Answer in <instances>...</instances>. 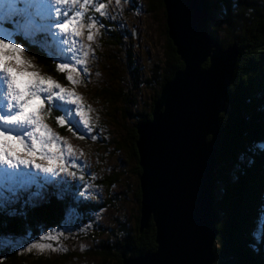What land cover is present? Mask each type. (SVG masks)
<instances>
[{
    "label": "rangeland",
    "instance_id": "obj_1",
    "mask_svg": "<svg viewBox=\"0 0 264 264\" xmlns=\"http://www.w3.org/2000/svg\"><path fill=\"white\" fill-rule=\"evenodd\" d=\"M47 1L19 0L17 7L26 9L22 17H17L19 27L3 23L6 13L0 7V36L5 35L2 31L7 29L8 33L14 32V39L17 36L39 37L41 47L48 52L55 50L62 63H68L69 68L75 67L77 71H63L65 80L58 81L53 76L44 74L35 59L21 45L24 49L22 53H7V63L18 71L34 72L74 92L79 97L80 110L84 113V119L91 132L76 115V105L65 104L64 107L69 111L60 114L71 119L70 126L76 135L69 131V125H60V131L57 130L47 121L45 112H42V122L58 137L54 152H49L47 146L42 147V152L60 159L53 164V172L50 173L33 168L31 164L15 167L0 164V206H14L17 201L22 202L24 195L29 196L28 201H39L47 189H60L73 194L80 209L86 208L68 209V220L64 221L65 225L56 236L44 234L41 236L43 239L39 238V242L34 243L38 247L30 245L19 248L18 258L8 259L7 251L11 247L9 244L5 247L6 244L2 243L8 241L0 239V260L1 264H99L101 258L97 257L96 251H99L103 242L119 248L118 243L126 235L124 229L134 226L133 215L138 207L134 200L138 184L136 162L128 157L127 151L122 147L116 149V144L111 142L117 136L115 130L122 136L123 128L137 123V115H134V118H123L119 105L111 107L99 93L101 88L110 86L112 89L118 87L132 90L137 106L130 108V111L136 114L148 110L153 89L145 80L150 78L154 63L160 64L163 59V21L160 13L155 15L151 11L147 12L145 0H92L88 4H84V0H76L75 3L69 2L62 6H42V3ZM255 1L257 5L264 7V0ZM31 2L34 7L53 8L51 19L47 15L40 16L37 9L31 7ZM101 3L105 5L103 15L96 11ZM57 7L62 9L61 17H65L61 22L69 24L67 34L52 23L53 20L59 19L56 16ZM233 7L237 8L234 5ZM89 24L93 26L89 28ZM113 26L121 36L122 60L113 55L121 48V44L115 49L110 43L111 36L107 29L112 31ZM210 28L215 30L214 35L209 33ZM208 33L214 38L221 37L214 20L208 22ZM89 35L92 36L91 41L88 39ZM65 40L68 43H65ZM17 55L24 61L23 64H16L14 57ZM78 60L81 63L78 64ZM130 65H133V68L129 67ZM69 75L73 77L72 82L67 80ZM3 91L6 94V85ZM0 111H7L6 102L0 101ZM109 111L115 113L120 120L119 125L115 126ZM122 120L127 125H124ZM81 135L83 139L79 138ZM92 136L96 139L93 140ZM25 143L29 146L27 150H30L31 140L26 139ZM17 154L22 155L19 152ZM35 163L42 167L48 164L44 157L36 158ZM216 170L236 172V167H230L224 160L221 165L216 166ZM216 186H213L212 192L217 201L220 186ZM253 229L259 237L264 236V227L261 224ZM46 241L55 246L49 248L41 243ZM215 242L216 240L213 246ZM22 254L32 256L25 258L27 256L22 257ZM38 255L47 256L50 263L48 260L33 262V258Z\"/></svg>",
    "mask_w": 264,
    "mask_h": 264
},
{
    "label": "trees",
    "instance_id": "obj_2",
    "mask_svg": "<svg viewBox=\"0 0 264 264\" xmlns=\"http://www.w3.org/2000/svg\"><path fill=\"white\" fill-rule=\"evenodd\" d=\"M145 1L147 12L161 14L159 16L163 21L165 39L163 59L160 64L154 63L150 70V78L145 80L153 89L149 108L136 114L130 111V108L137 106L132 90L118 87L112 89L110 86L101 88L99 93V96L106 98L111 107L119 105L123 118H134V115H137L136 122L151 118L154 102L163 84L170 80L177 70L183 68V63L167 36L162 0ZM210 2L208 22L214 20L221 36L215 38L223 49L232 45L238 49L235 73L229 85L225 110L220 114L221 141L216 154V166L221 165L225 160L230 167H236V172H220L215 166L212 176L213 186L216 184L220 186L217 201L212 192L218 230L213 246L214 264H264V236L259 237V234L252 230L260 224L264 227V7L257 5L255 0H239V2L210 0ZM107 30L110 32L111 45L117 49L121 44V48L113 55L122 60L121 36L114 26L112 31ZM214 32V29H209L211 35H214ZM16 40L26 48L44 74L64 82L65 73L59 70L60 61L54 57V54L46 52L36 40L35 43L30 38L21 36H17ZM207 65L208 61L204 63V66ZM129 67L133 68V65ZM109 114L115 126L119 125L120 120L115 113L109 111ZM45 115L47 121L60 131V125L56 123L60 111L50 110L45 112ZM122 123L127 125L123 120ZM135 125L123 128L122 136L115 130L117 136L111 141L116 144V149L122 147L127 151L128 157L136 162L135 173L138 184L134 192V200L138 207L136 214L133 215L135 223L132 228L124 229L126 235L118 243L120 246L129 244L131 256L153 251L156 248L153 221L150 220L142 231L139 228L141 169L138 165L135 144L137 139ZM242 155L245 157L242 158ZM67 191L72 192L71 189ZM28 197L24 195L22 202L17 201L14 206H0V239L8 241L2 243L6 244L5 247L7 244L11 247L7 251L8 259L18 258L17 250L22 248L21 245L33 247L44 234L50 237L56 236L65 225L64 221L68 220V209L86 208L80 209L76 205L74 195L67 192L47 189L44 197L39 201H28ZM41 243L49 248L55 246L47 241ZM117 249L118 247L103 242L99 251H96L97 257L101 258L99 264H108V262L122 264ZM23 256L28 258L32 255L22 254ZM47 260L50 263L48 257L44 255L33 258L35 263Z\"/></svg>",
    "mask_w": 264,
    "mask_h": 264
},
{
    "label": "water",
    "instance_id": "obj_3",
    "mask_svg": "<svg viewBox=\"0 0 264 264\" xmlns=\"http://www.w3.org/2000/svg\"><path fill=\"white\" fill-rule=\"evenodd\" d=\"M167 36L183 68L166 81L151 118L136 123L140 231L155 227L153 251L131 256L120 246L122 264H214L218 235L212 196L225 110L238 49H223L208 33L210 0H162ZM208 61V65L204 63Z\"/></svg>",
    "mask_w": 264,
    "mask_h": 264
},
{
    "label": "snow or ice",
    "instance_id": "obj_4",
    "mask_svg": "<svg viewBox=\"0 0 264 264\" xmlns=\"http://www.w3.org/2000/svg\"><path fill=\"white\" fill-rule=\"evenodd\" d=\"M50 2L53 5L62 6L69 2L75 3L76 0H50ZM91 2L92 0H84V4ZM18 3L19 0H0V7L6 13L2 20L3 23L6 22L15 27L20 26L17 17L21 16L26 9L18 8ZM84 4L81 5L82 8ZM104 8L105 5L101 3L96 11L103 15ZM61 11L62 9L57 7L56 16L59 19L53 20L52 23L61 32L67 34L69 24L61 22L65 19V17H61ZM92 26L89 24L88 27ZM2 32L6 34L0 36V101L6 102L7 111H0V164H7L9 167L31 164L33 168L42 172H53V164L60 158L43 153L42 147L47 146L49 152H54L55 141L58 137H55L42 122L41 113L50 110L63 113L69 111L64 107L65 104L76 105V115L81 118V123L89 132H91V128L84 119V113L80 110L79 97L74 92L49 79L40 77L34 72L18 71L9 66L7 53L20 54L24 49L20 46V42L13 38L14 32L8 33L7 29H3ZM73 34H76L75 30H73ZM88 39L91 41L92 36L89 35ZM65 43L68 41L65 40ZM14 59L17 65L24 63L19 55ZM77 63L79 64L81 61L78 60ZM58 68L60 71H77L75 67L69 68L68 63H62L58 65ZM67 80L72 82L73 77L69 75ZM5 85L6 94L3 91ZM42 94L44 95L42 96ZM45 104H47V108H45ZM56 123L61 126L69 125V131H73L70 126L71 119L68 117L60 116L56 119ZM73 135H76L75 131H73ZM79 138L83 139L84 137L81 135ZM26 139L31 140L30 150H27L29 146L25 143ZM92 139L95 140L96 137L92 136ZM18 152L22 155H18ZM38 157L47 159L46 167L35 163V159ZM21 247L23 246L21 245ZM33 247H38V245H33Z\"/></svg>",
    "mask_w": 264,
    "mask_h": 264
},
{
    "label": "bare ground",
    "instance_id": "obj_5",
    "mask_svg": "<svg viewBox=\"0 0 264 264\" xmlns=\"http://www.w3.org/2000/svg\"><path fill=\"white\" fill-rule=\"evenodd\" d=\"M26 1H28V0H26ZM51 4V2H50V0H48L47 2H45V3H42V6H46V5H50ZM36 9H37V12L39 13V15L40 16H46L47 15V17L48 18H50L51 19V17H52V12H54L53 11V8H47V7H45V8H38V7H35ZM32 9V8H31ZM38 17V16H37ZM41 18V17H40ZM45 33H47V32H45Z\"/></svg>",
    "mask_w": 264,
    "mask_h": 264
}]
</instances>
